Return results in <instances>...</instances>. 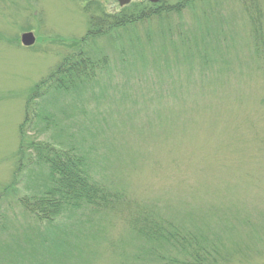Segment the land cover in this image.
Instances as JSON below:
<instances>
[{
	"label": "rangeland",
	"instance_id": "374dc122",
	"mask_svg": "<svg viewBox=\"0 0 264 264\" xmlns=\"http://www.w3.org/2000/svg\"><path fill=\"white\" fill-rule=\"evenodd\" d=\"M242 5L196 0L91 39L90 17L120 13L117 0H0V264L182 262L180 248L139 236L143 216L191 231L202 264H264V57ZM79 54L100 63L95 78L35 101L51 121L27 140L76 149L117 209L37 224L19 200L44 192L48 175L36 166L17 179L19 128L34 88Z\"/></svg>",
	"mask_w": 264,
	"mask_h": 264
},
{
	"label": "trees",
	"instance_id": "16d2710c",
	"mask_svg": "<svg viewBox=\"0 0 264 264\" xmlns=\"http://www.w3.org/2000/svg\"><path fill=\"white\" fill-rule=\"evenodd\" d=\"M195 1L183 0L174 6H165V3H162L160 9L157 7L159 3L152 4L146 1L141 4L143 10L137 13H127L126 7L118 14H108L100 9L96 11V15L90 17L88 23H90L91 30L87 36L92 37L91 39L106 38L113 31L130 27L138 22L162 18L161 16L164 14H181ZM242 3L251 20L256 57H264V24L261 2L260 0H242ZM93 64L91 59L82 54L66 58L46 80L34 88L26 105L25 119L19 128L20 146L16 173L18 179L27 168L42 166L47 170L49 184L44 192L26 195L19 200L23 214L29 216L37 224H51L66 210L70 208L76 210L84 205L96 208L93 209L96 211L117 209L115 205H117L118 199L114 202L115 197L111 196L115 192L97 183L96 180H92L83 155L76 149L62 150V148L47 142H29L27 140V134L30 131H35L34 128L38 124L44 123V126L49 127L51 121L49 114L41 109L43 107L41 103L40 105L39 102L35 104V101L40 99L41 102L42 99L47 98V95L67 94L74 90L75 86L81 85L83 79L92 80L95 78L94 70L100 68V63L97 66ZM31 102L33 105L30 107ZM136 227L134 230L139 236L148 239L147 242L151 241V244H158L160 247L180 248L185 254L182 262L172 259L170 255H160V260L163 263L202 264L203 260L197 257L200 252L206 251L199 238L192 236L191 231L182 227V229L178 228L173 221H157L149 216H143Z\"/></svg>",
	"mask_w": 264,
	"mask_h": 264
},
{
	"label": "water",
	"instance_id": "95a60500",
	"mask_svg": "<svg viewBox=\"0 0 264 264\" xmlns=\"http://www.w3.org/2000/svg\"><path fill=\"white\" fill-rule=\"evenodd\" d=\"M152 4H157L160 2V0H147ZM119 4L123 7L126 6L132 2L131 0H118ZM21 42L24 46L30 47L33 46L36 43V38L34 37V34L31 32H28L26 34H23L21 37Z\"/></svg>",
	"mask_w": 264,
	"mask_h": 264
},
{
	"label": "bare ground",
	"instance_id": "6f19581e",
	"mask_svg": "<svg viewBox=\"0 0 264 264\" xmlns=\"http://www.w3.org/2000/svg\"><path fill=\"white\" fill-rule=\"evenodd\" d=\"M130 5V4H129ZM128 5L124 6V7H127Z\"/></svg>",
	"mask_w": 264,
	"mask_h": 264
}]
</instances>
